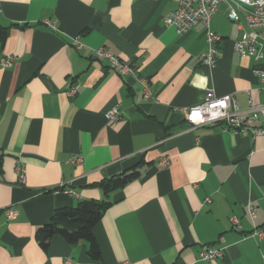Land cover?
<instances>
[{"label":"crops","instance_id":"crops-1","mask_svg":"<svg viewBox=\"0 0 264 264\" xmlns=\"http://www.w3.org/2000/svg\"><path fill=\"white\" fill-rule=\"evenodd\" d=\"M175 9L174 0H0L8 30L0 61L14 58L0 66V264H264V237L248 236L264 233V136H236L220 124L191 128L185 118L208 91L233 95L242 112L263 104L252 70L264 58L256 64L233 50L247 29L222 4L210 22L220 56L203 67V28L181 36L167 28L163 18ZM99 47L136 75L98 60ZM139 77L149 81L147 101ZM115 105L119 118L107 122ZM255 125L264 128V117ZM136 166L138 178L108 197L98 187ZM61 183L77 197L57 191ZM106 199L93 229L100 260L88 257L86 243L59 236L40 248L36 232L56 210ZM203 245L222 248V258L198 261Z\"/></svg>","mask_w":264,"mask_h":264},{"label":"built area","instance_id":"built-area-1","mask_svg":"<svg viewBox=\"0 0 264 264\" xmlns=\"http://www.w3.org/2000/svg\"><path fill=\"white\" fill-rule=\"evenodd\" d=\"M174 2L176 9L163 18V23L167 28H174L180 36L189 32L197 24L202 26L207 43V50L201 56L203 67H216L220 56L218 44L222 38L211 31L210 22L222 4L227 6L228 19L241 27L243 24L247 29L233 41V50L241 58L251 57L256 64L264 58V0H174ZM50 27L54 29L53 24H50ZM73 44L77 50L83 49V45L79 43L77 38L73 40ZM93 53L98 60L105 61L120 76L133 77L136 75L135 68L131 63L120 60L106 48H96ZM13 62V57H4L0 61V66L3 69H8ZM252 72L260 81L261 89L264 92V65H256ZM137 81L141 86L143 100H149L152 96L149 81L141 77ZM76 90L77 86L70 88L69 95H74ZM119 115V106L115 105L105 113V118L107 122H113L119 118ZM261 117H264V103L257 105L250 102L249 109L242 112L239 110L233 95L216 96L212 91L206 92L202 102L185 110L186 122L191 128L220 124L224 130H230L236 136L251 140L264 136V128L255 125ZM162 164L167 165L168 162L163 160ZM18 173L22 182L24 177L20 169H18ZM56 190L62 191L68 196L77 197L73 190L67 188V184H59ZM205 202L210 203V199L207 198ZM4 213L7 219L16 216L14 210L8 209ZM246 214L250 220H254L256 207L253 204H248ZM229 222L234 230L241 231V225L236 216H231ZM248 236L261 240L264 233L254 230ZM222 256V248L203 245L198 252V261L213 262ZM66 264H70V261H67ZM123 264L129 263L124 262Z\"/></svg>","mask_w":264,"mask_h":264},{"label":"trees","instance_id":"trees-1","mask_svg":"<svg viewBox=\"0 0 264 264\" xmlns=\"http://www.w3.org/2000/svg\"><path fill=\"white\" fill-rule=\"evenodd\" d=\"M8 35L6 28L0 27V48H2ZM139 165V164H138ZM138 167L104 179L98 183V187L106 197L127 183L137 179ZM111 205L109 201H84L72 208H62L55 211L50 222L40 227L36 232V242L41 249L46 250L54 236L61 237L67 244L76 245L86 243L87 255L93 261L100 260V251L93 236V229L101 220L103 213Z\"/></svg>","mask_w":264,"mask_h":264}]
</instances>
